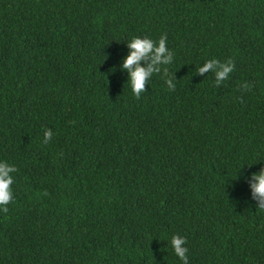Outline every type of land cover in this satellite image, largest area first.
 <instances>
[{
  "label": "trees",
  "instance_id": "16d2710c",
  "mask_svg": "<svg viewBox=\"0 0 264 264\" xmlns=\"http://www.w3.org/2000/svg\"><path fill=\"white\" fill-rule=\"evenodd\" d=\"M162 35L137 98L127 43ZM0 159V264H181L177 234L188 264H264V0H0Z\"/></svg>",
  "mask_w": 264,
  "mask_h": 264
},
{
  "label": "clouds",
  "instance_id": "9594fccd",
  "mask_svg": "<svg viewBox=\"0 0 264 264\" xmlns=\"http://www.w3.org/2000/svg\"><path fill=\"white\" fill-rule=\"evenodd\" d=\"M127 47L129 54L123 59L122 69L129 74L126 83L134 96L139 98L140 94L145 92V85L154 73H161L164 65L173 62V53L167 46V36L162 35L158 40L149 37L135 36L131 38ZM148 61L146 66H142V62ZM212 70L217 85L229 78L234 70L232 60L220 62L216 59L206 60L201 66L197 67V72L203 74ZM166 75L167 69H163ZM169 89H174L175 84L172 79H166ZM244 88L250 85H243ZM53 132L50 129L44 131V143H48L52 139ZM16 169L13 165L0 159V212L6 213L8 205L13 201V189L11 185L14 183V173ZM250 184L253 199L256 200L258 209H264V170L259 173H252ZM186 238L180 235H173L170 240V246L175 256L181 261V264H188V248L186 247Z\"/></svg>",
  "mask_w": 264,
  "mask_h": 264
}]
</instances>
